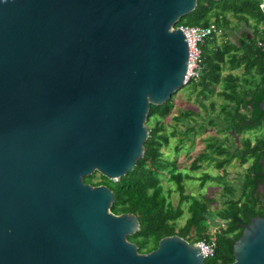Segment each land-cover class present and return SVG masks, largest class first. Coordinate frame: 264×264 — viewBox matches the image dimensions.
Instances as JSON below:
<instances>
[{"label": "water", "instance_id": "obj_1", "mask_svg": "<svg viewBox=\"0 0 264 264\" xmlns=\"http://www.w3.org/2000/svg\"><path fill=\"white\" fill-rule=\"evenodd\" d=\"M197 5L0 0V264H204L178 235L139 252L128 240L137 217L113 213L112 191L84 182L116 181L143 157L151 105L185 85L175 25ZM258 164L264 204V154ZM232 254L230 264H264V217L242 225Z\"/></svg>", "mask_w": 264, "mask_h": 264}, {"label": "trees", "instance_id": "obj_2", "mask_svg": "<svg viewBox=\"0 0 264 264\" xmlns=\"http://www.w3.org/2000/svg\"><path fill=\"white\" fill-rule=\"evenodd\" d=\"M260 5L261 0H198L196 9L176 24L201 27L214 24L217 30H221L222 44H217V35L212 34L200 45L199 77L185 85L192 88L197 98H202L199 104L203 109L204 102L209 101L205 110L215 118H210L208 124L216 127L219 133L227 131L240 135L264 127V112L258 108L264 94V14ZM229 17L237 22L235 27L243 23L252 33L243 32L236 39H229L226 30L234 29ZM184 18L188 19L187 22H183ZM226 68L229 72L223 74ZM237 70L240 72L233 74ZM217 87H221L217 93L222 98L221 103L212 99ZM175 94L165 104L151 105L146 119L149 137L144 144L145 153L131 171L116 181L94 173L84 178V182L105 185L112 191L113 213H131L137 217L140 230L128 240L137 245L139 252L148 253L157 248L160 239L178 235L189 243L205 241L213 244L214 256L205 259L204 264H230L234 260L232 246L241 235L242 225L248 224L253 217H264V204L253 196L255 180L260 178L258 162L264 154V134L244 137L242 147L233 149L214 137H206L202 151L195 157L188 156L192 170L200 169L205 161L214 162L218 171H224L233 159L239 166L247 164L238 198H233L234 189L226 181L220 193L222 207L212 210L210 204L216 199L186 194L185 181L192 176L178 171L176 161H168L162 149L169 143L165 131L166 125L169 126L167 118L174 108L172 98ZM193 115V110L188 109L175 117V121L185 123L186 128L178 131L172 127L170 136L179 134L193 142L198 133L196 127L190 125ZM218 123L226 126L221 128ZM163 177H167L173 189L164 190ZM198 179L200 186L212 180L207 173ZM173 191L178 194L176 205L170 200ZM183 205H187L188 217L183 225H179L184 216ZM212 218L220 224L213 225Z\"/></svg>", "mask_w": 264, "mask_h": 264}, {"label": "rangeland", "instance_id": "obj_3", "mask_svg": "<svg viewBox=\"0 0 264 264\" xmlns=\"http://www.w3.org/2000/svg\"><path fill=\"white\" fill-rule=\"evenodd\" d=\"M231 27L234 29L226 30L229 34V39H236L243 32H247L249 34L252 33V30L247 28L243 23H240L239 27H235L237 24L231 17ZM188 19L184 18L183 22H187ZM230 27V28H231ZM231 31V32H230ZM223 37L221 36V30L217 31V44L223 43ZM228 69L226 68L223 74L228 73ZM240 70L233 71V74H238ZM221 91V87H217L215 90L214 96L212 99L216 100L218 103H221L222 98H220L217 93ZM193 90L190 86H183L172 98L173 103V111L171 115L167 118L169 126L166 125V134L169 137V143L163 146V152L165 154V158L168 161H176L177 170L185 173H189L192 176V179H188L185 181L186 194L195 195L196 197H211L216 199L213 201L210 206L212 210H216L222 207V202L220 199L222 188L226 181L234 189L233 198H238L241 184L243 181V174L247 167V164L244 166H239L236 164V159H233L232 162L225 167L224 171H218L214 167V162H203L202 167L198 170L190 169L191 159L188 157L189 155L195 157L198 153L202 151V148L205 146L206 137H214L217 139L219 143L224 144L229 147V149H233V147L241 148L242 147V139L244 137H254V136H262L264 134V127H261L258 131L247 132L245 134L233 135L230 132L224 131L219 133L217 128L208 124V120L210 118H215L210 112H207V104L209 101H205L206 104L205 109L201 107L199 104V100H202L201 97L197 98L195 93H192ZM191 93V94H190ZM192 109L194 115L192 117V121H190V125H194L196 130H198L196 135H194L193 142H191V138L183 139L181 135L176 134L175 136H170V133L173 131L172 127H176L178 131H183L186 128L185 123L176 122L175 117H178L183 110ZM219 110V106L216 107V111ZM217 126L224 128L226 124L218 123ZM203 127L204 129H202ZM182 139V140H181ZM176 147L178 149L176 150ZM203 173H207L212 180L204 183L203 186H200V180L198 177H201ZM224 176H223V175ZM226 177V179H224ZM162 185L164 190L173 189V185L168 182L167 177L162 178ZM170 200L173 205H176L178 202V194L174 191L170 195ZM187 205H183L184 208V216L179 220V225H183L186 218L188 217V213L186 210ZM212 224L218 226L220 223L215 218L211 219ZM213 226V227H215Z\"/></svg>", "mask_w": 264, "mask_h": 264}, {"label": "built area", "instance_id": "obj_4", "mask_svg": "<svg viewBox=\"0 0 264 264\" xmlns=\"http://www.w3.org/2000/svg\"><path fill=\"white\" fill-rule=\"evenodd\" d=\"M176 27H179L182 30L188 44L189 65L184 80V84L186 85L191 80L197 79L199 77L201 62L200 45L212 34L217 35L218 30L214 24L206 27L186 25H179ZM197 244L205 259L212 258L214 256L213 244H209L205 241L197 242Z\"/></svg>", "mask_w": 264, "mask_h": 264}, {"label": "flooded vegetation", "instance_id": "obj_5", "mask_svg": "<svg viewBox=\"0 0 264 264\" xmlns=\"http://www.w3.org/2000/svg\"><path fill=\"white\" fill-rule=\"evenodd\" d=\"M241 35H242V34H241ZM241 35H240V36H241Z\"/></svg>", "mask_w": 264, "mask_h": 264}]
</instances>
